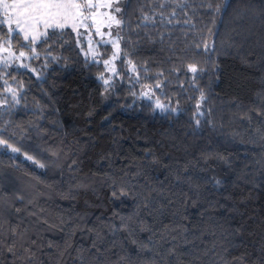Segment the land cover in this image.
Listing matches in <instances>:
<instances>
[{
	"label": "trees",
	"instance_id": "obj_1",
	"mask_svg": "<svg viewBox=\"0 0 264 264\" xmlns=\"http://www.w3.org/2000/svg\"><path fill=\"white\" fill-rule=\"evenodd\" d=\"M164 2L119 1L130 55L107 91L70 27L31 59L0 31V136L20 149L0 151V264H264V0H186L172 24L143 21Z\"/></svg>",
	"mask_w": 264,
	"mask_h": 264
},
{
	"label": "snow or ice",
	"instance_id": "obj_2",
	"mask_svg": "<svg viewBox=\"0 0 264 264\" xmlns=\"http://www.w3.org/2000/svg\"><path fill=\"white\" fill-rule=\"evenodd\" d=\"M96 6L97 5L93 3V0H0V13H2L3 17L0 18V31H3L4 25H7V34L6 38L4 39V43L6 44H10L11 40L17 39L21 34H23V41L25 43H21L20 47L27 48L28 52L26 53L25 51H20L19 57H27L30 59L35 58L38 53L36 52V48L33 47L34 45L40 44L41 47H43L44 45H47L49 48L53 47L57 44L60 38L65 35L64 30L66 28L70 27L71 30L75 32L79 37L83 35V33L80 32L81 28L87 30L92 26H96V16L92 12V10ZM105 6L111 8L114 13H121V7L119 6L118 2L115 5L109 3ZM188 7L189 5L187 4L186 0H178V2L175 3V7H172V4L168 3L166 0V2L159 3L156 5V9H159V11L154 10L152 15H149L143 9L141 11L144 22H150L155 25L157 23L156 17H159V22L161 24H172L174 19H176L178 16L177 10L179 9L183 11ZM208 7L210 8L211 5H209ZM166 8L172 9L170 12L167 13V15L164 11V9ZM217 11H219V9H217ZM184 15L186 16L187 12H184ZM108 19L110 22L114 23L118 28L123 24L122 17L117 18L116 15H111L108 17ZM88 21H91V24H89ZM184 23H190V20H185ZM140 26L141 25H137V27ZM95 31L98 35H104V33H101L99 26L95 27ZM108 35L111 36L112 33L109 32ZM137 35H139V33H137ZM160 38L161 40H163V35H161ZM122 40L125 41V47L127 48L129 46L130 41L125 40L124 36H122L120 32H117L115 34V38L111 41V43L114 47L119 50L120 41ZM64 43H67V41H62L60 46H63ZM77 43L79 44V40L77 41ZM196 47L199 48L200 45L197 44ZM208 47L209 46L205 44L204 50L207 51ZM135 51V42H132L131 55H135ZM28 53H32V55L29 56ZM115 55L116 54H114L113 58H115ZM129 55V52L122 53L123 57H128ZM96 62L97 61L94 55L93 63ZM103 62L106 67L110 64V60L107 59ZM127 63L130 66V70L132 72L137 73L138 77L139 72L137 69V65L131 59H128ZM21 66L24 68H28L27 64H23ZM188 69L192 73H197L198 71L197 67L192 64L188 65ZM139 71L146 73L149 71V69L146 65H141ZM112 73L113 75H119L115 68L112 69ZM158 75L163 76V72H160ZM99 79L103 80L104 85L107 86L105 88V91L108 90V87H113V85L110 84L111 77L105 78L104 75L101 74ZM4 83L7 84V81H5ZM155 87L160 88L161 85L157 83ZM193 87H195V85H193ZM196 90L200 93L199 99L196 102L197 118L195 119V123L199 127L201 124V120L199 119V117L204 115V112L201 111L202 104L207 101L208 97L206 96L203 89ZM6 91L12 92V89L9 87L6 89ZM141 95L147 96L149 100H151L152 98L151 95H149L147 92L141 93ZM13 99H15V93H13ZM155 107L157 109H160L161 112L165 113L177 112L178 110L177 108H169L167 105L162 104L159 100L156 101ZM209 111L211 110L209 109ZM9 150L13 153L20 152L19 148L14 147L8 142L7 139H4L2 136H0V151L7 152ZM26 158L28 160L33 159L32 156L27 155ZM40 167H44V165H40ZM215 183L219 185L221 181L217 180L215 181ZM112 195L113 197H118L122 195H127V192L123 188H121L120 192L118 193L114 188ZM144 207L147 208L148 205L145 204ZM129 228L130 226L126 224L122 218L120 229L116 230H129ZM98 238L102 239V237ZM161 239H164L163 235H161ZM151 242L152 241L150 239L149 243ZM92 247L99 251L95 243H93ZM145 247L146 246L144 244H140L141 250H144ZM148 251H151V249H148ZM9 252H12L11 248H9ZM169 254H174L173 249H169ZM157 255H159V253Z\"/></svg>",
	"mask_w": 264,
	"mask_h": 264
},
{
	"label": "rangeland",
	"instance_id": "obj_3",
	"mask_svg": "<svg viewBox=\"0 0 264 264\" xmlns=\"http://www.w3.org/2000/svg\"><path fill=\"white\" fill-rule=\"evenodd\" d=\"M120 0H93V3L97 6L92 10V12L96 16L97 25L100 27L101 33H104V35H98L95 31L96 26H92L88 28L87 30L81 28L80 32L83 33L84 38V53L87 57H89L91 60H93V56L95 55V59L97 62H103L104 60H110V64L106 67V72L104 74L105 78L111 77L110 82L113 80L115 75L112 73V69L115 68L116 71L118 70V63L117 61L122 57V46L120 42L119 50L113 46L111 41L115 38V34L117 32L121 33V26L118 28L114 23L110 22L108 17L111 15H116L117 18H120L117 13H114L111 8L106 7L105 5L112 3L115 5L117 2L119 3ZM89 24H91V21H88ZM111 32L112 35H108V33ZM21 39L23 40V36L21 34ZM18 50V48L16 47ZM91 49V50H90ZM1 54V53H0ZM107 54V56H105ZM115 55V58L113 56ZM105 56V57H104ZM104 63V62H103ZM129 71L130 70L129 67ZM147 92L149 95H151V100H153L155 103L157 100H159L162 104V102L158 97L154 95L153 88L150 85H146L142 89V93ZM148 98L147 96H144ZM111 249L114 253L130 256V250L128 246L125 244L124 240L120 239L115 242L111 243Z\"/></svg>",
	"mask_w": 264,
	"mask_h": 264
},
{
	"label": "crops",
	"instance_id": "obj_4",
	"mask_svg": "<svg viewBox=\"0 0 264 264\" xmlns=\"http://www.w3.org/2000/svg\"><path fill=\"white\" fill-rule=\"evenodd\" d=\"M22 36H23V34H22Z\"/></svg>",
	"mask_w": 264,
	"mask_h": 264
}]
</instances>
